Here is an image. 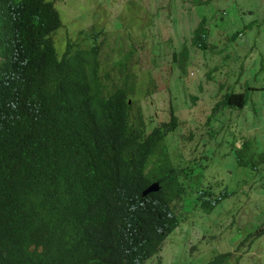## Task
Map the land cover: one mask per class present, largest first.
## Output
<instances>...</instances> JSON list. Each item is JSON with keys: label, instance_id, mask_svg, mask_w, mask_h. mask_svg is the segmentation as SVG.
<instances>
[{"label": "trees", "instance_id": "obj_1", "mask_svg": "<svg viewBox=\"0 0 264 264\" xmlns=\"http://www.w3.org/2000/svg\"><path fill=\"white\" fill-rule=\"evenodd\" d=\"M191 1L199 6L210 0ZM60 24L53 0H0V264H144L178 225L182 195L193 194L187 200L208 212L234 193L201 182L189 187L193 158L178 166L167 153L165 139L178 125L173 111L146 131L139 105L128 100L132 74L122 85L100 82L101 32L79 30L58 53L51 36ZM202 24L201 18L190 44L205 50ZM176 50L172 57L182 66L187 47L181 43ZM249 53L237 65L264 73V54L254 62ZM228 57L221 55V65ZM232 80L210 107L204 131L185 137L191 140L187 153L212 139L221 144V133L233 127L230 107L243 111L249 95L264 90L263 82L240 91ZM237 118L243 126L227 141L233 162L263 177L238 189L264 212V137L254 131L257 119ZM242 128L249 131L242 134ZM152 182L157 190L142 196ZM259 211L261 220L235 251L264 234ZM231 254L226 250L204 264H231Z\"/></svg>", "mask_w": 264, "mask_h": 264}, {"label": "rangeland", "instance_id": "obj_2", "mask_svg": "<svg viewBox=\"0 0 264 264\" xmlns=\"http://www.w3.org/2000/svg\"><path fill=\"white\" fill-rule=\"evenodd\" d=\"M53 6L61 22L51 36L56 51H62L66 40L75 41L79 30L100 31V82L107 88L122 85L130 72L133 89L128 100L139 105L146 131L168 120L170 110L176 115L178 125L165 139L167 153L178 166L193 158L188 186L201 182L212 184L213 191L220 192L226 186L228 192L234 193L208 212L187 200L193 194L182 195L176 203L178 225L165 237L158 253L144 264H204L226 250L232 252L231 264H264V234L254 239L248 249H244V243L240 250H234L261 220L256 202L238 188L246 189L263 177L252 169L237 167L227 142L243 126L237 117L254 122L257 119L254 131L264 137V90L251 93L243 111L230 107L233 127L221 133V144H216V139L200 143L193 155L188 149L189 157L186 147L191 140L185 139L191 133L193 140L204 131L202 122L210 107L221 92L229 89L233 78L237 79L236 87H242L240 91L247 85L264 82V73L251 65H237L246 51H250L254 62L255 55L264 54V0H210L199 6L191 0H53ZM201 18L206 28L205 50L190 44ZM245 24L250 27L235 38L230 36ZM181 43L188 53L182 66H178L172 49ZM223 54L229 57L221 65ZM248 131L241 129L242 134ZM239 143L235 139V145ZM215 181L219 184L212 183ZM260 213L264 219V212ZM236 255L239 258L233 261Z\"/></svg>", "mask_w": 264, "mask_h": 264}, {"label": "water", "instance_id": "obj_3", "mask_svg": "<svg viewBox=\"0 0 264 264\" xmlns=\"http://www.w3.org/2000/svg\"><path fill=\"white\" fill-rule=\"evenodd\" d=\"M157 188V182H152L142 190L141 195L144 196L149 192H154L157 190Z\"/></svg>", "mask_w": 264, "mask_h": 264}]
</instances>
